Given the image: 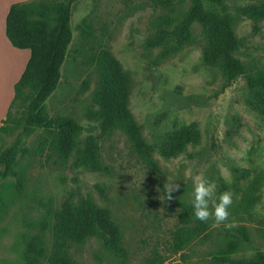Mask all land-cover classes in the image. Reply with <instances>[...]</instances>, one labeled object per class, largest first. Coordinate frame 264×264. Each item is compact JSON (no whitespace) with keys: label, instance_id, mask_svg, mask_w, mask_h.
Here are the masks:
<instances>
[{"label":"rangeland","instance_id":"374dc122","mask_svg":"<svg viewBox=\"0 0 264 264\" xmlns=\"http://www.w3.org/2000/svg\"><path fill=\"white\" fill-rule=\"evenodd\" d=\"M203 1L206 8H213ZM261 1L225 0L223 9L215 7L232 20L240 42L236 57L247 72L264 69V21L243 17L238 10ZM67 2L35 0L28 4L34 10V21L47 20L55 28L60 7ZM190 8V0H80L73 5V40L58 87L45 106L50 118L70 119L84 131L77 139V150L63 161L50 148L40 151L42 141L50 139L45 130L23 135L28 96L12 109L7 131L0 132V264H26V250L33 238H39L50 254L54 215L68 199L74 203L90 199L108 209L128 252L126 258L118 257L105 248L100 237L93 236L70 245L69 255L77 264H146L155 250L167 256L165 264H218L216 256L240 227L247 228L250 242L232 259L240 262L264 253V114L256 109L246 76L227 85L221 69L206 64V40L197 23L192 27L195 44L168 58H162V48L149 46L160 28L167 27V18L174 27ZM85 24L91 26V35L85 33ZM105 49L129 77V108L152 148L156 169L132 151L121 130L99 139V160L106 172L78 165L79 150L87 138L100 134L94 91L100 80L97 57ZM193 123L201 133L199 143L189 145L178 157H163L160 149L167 136ZM16 143L22 150L11 172L3 177L1 156ZM197 173L215 182L217 195L225 190L234 193L228 222L235 221L237 226L213 227L210 219L207 238L170 255L168 241L178 218L165 202L164 185L168 179L179 184L174 193L190 203L191 176ZM259 177L260 187L254 191L259 199L245 211L242 199ZM41 264L50 263L44 259Z\"/></svg>","mask_w":264,"mask_h":264},{"label":"trees","instance_id":"16d2710c","mask_svg":"<svg viewBox=\"0 0 264 264\" xmlns=\"http://www.w3.org/2000/svg\"><path fill=\"white\" fill-rule=\"evenodd\" d=\"M78 1L80 0H68L60 7L55 28H51L47 20L34 21L32 19L34 10L28 3L13 4L5 28L12 46L30 49L31 57L21 78L15 84V96L0 132L7 131L6 124L12 121V109L27 95L23 135L29 137L38 129L45 130L50 134V139L42 141L40 151L50 148L63 161H67L77 150L79 145L77 139L84 128L67 118H50L45 102L56 91L61 79V68L73 40L71 27L73 5ZM207 1L213 8H206L203 0H190L191 8L176 26L173 27L171 18H167V27L160 28L149 40V46L162 48V58H168L186 46L195 44L192 27L196 23L199 24L206 40L204 50L206 64L219 67L227 85L245 75L249 88L255 94L256 109L264 114V69L256 72L246 71L243 62L236 57L240 42L233 29L232 20L227 14H222L215 8L221 6L223 9L225 0ZM238 13L255 22L264 21V0L241 7ZM84 28L85 33L91 35V26L85 24ZM97 70L100 80L94 91V98L98 106L96 119L99 122L100 134L87 138L84 148L79 150L78 165L95 172H106L107 168L103 167L99 160V139L112 135L115 130H121L131 142L132 151L152 169L158 168L152 155V148L146 142L142 129L129 108L130 81L127 73L106 49L98 54ZM200 139L201 133L195 123L176 128L162 144L160 149L162 156L167 159L178 157L186 152L189 145L198 144ZM21 150L20 145L16 143L3 152L1 156V163L5 166L3 177H7L11 172ZM261 181V177L256 178L250 191L244 195L242 205L245 211L252 209L258 201L259 198L254 196V191L259 189ZM172 196V200L166 198L165 202L178 219L175 230L171 232L167 251L170 255H177L193 241L207 238L209 225L208 222H201L194 217L191 203L177 197L174 192ZM233 232L227 244L216 256V263L264 264V253L261 252L249 260L235 262L232 259L233 255L242 249L244 243L250 242L247 228L240 227ZM93 236L100 237L105 248L116 256L127 257L122 232L108 209L96 206L90 199H82L78 203L68 199L54 215L51 253H47L39 238H33L26 250V264H41L44 259L50 264H77L69 255L70 245L84 243ZM167 261V256L155 250L146 264H165Z\"/></svg>","mask_w":264,"mask_h":264},{"label":"crops","instance_id":"0c3cea01","mask_svg":"<svg viewBox=\"0 0 264 264\" xmlns=\"http://www.w3.org/2000/svg\"><path fill=\"white\" fill-rule=\"evenodd\" d=\"M33 1L35 0H0V127L4 125L14 99L15 84L31 57L30 49H18L10 43L5 29L7 16L13 4Z\"/></svg>","mask_w":264,"mask_h":264},{"label":"clouds","instance_id":"9594fccd","mask_svg":"<svg viewBox=\"0 0 264 264\" xmlns=\"http://www.w3.org/2000/svg\"><path fill=\"white\" fill-rule=\"evenodd\" d=\"M191 179L193 191L190 203L194 210V217L205 223L210 219L213 220V227H220L221 224H224L228 229L236 227L235 221L228 222L230 216L229 208L233 203L234 193L230 190H225L217 195L215 182L202 173L191 176ZM179 187V184L169 182L168 179L164 185L167 200L173 199L172 193L177 191Z\"/></svg>","mask_w":264,"mask_h":264}]
</instances>
